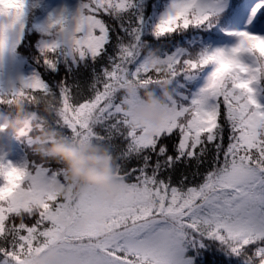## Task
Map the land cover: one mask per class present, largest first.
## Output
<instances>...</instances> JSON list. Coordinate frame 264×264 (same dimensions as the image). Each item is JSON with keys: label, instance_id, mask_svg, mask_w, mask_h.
<instances>
[{"label": "snow or ice", "instance_id": "6c2138e0", "mask_svg": "<svg viewBox=\"0 0 264 264\" xmlns=\"http://www.w3.org/2000/svg\"><path fill=\"white\" fill-rule=\"evenodd\" d=\"M28 8L0 0V109L19 104L73 142L106 146L118 192L51 197L59 164L0 160V264L49 251L53 264H264V104L249 79L264 69V0H79L36 26L32 70L12 78L4 58ZM66 24L75 36L63 44ZM165 76L178 85L165 115L131 125L118 86Z\"/></svg>", "mask_w": 264, "mask_h": 264}, {"label": "clouds", "instance_id": "9594fccd", "mask_svg": "<svg viewBox=\"0 0 264 264\" xmlns=\"http://www.w3.org/2000/svg\"><path fill=\"white\" fill-rule=\"evenodd\" d=\"M61 42L68 44L75 36L71 25L60 30ZM156 67L164 73L168 69L163 64ZM249 79L258 87V81L264 79V69L252 68ZM171 78L162 77L154 88H144L135 79L124 81L118 86L131 101L124 105L129 123L133 126L143 122L156 125L165 115L164 106L173 98ZM159 90V91H157ZM14 112L0 111V160L10 155L11 140L31 139L29 151L40 160H50L61 167L58 173L48 178L46 187L51 197H77L87 189H94L102 200L111 201L118 192V165L110 159L109 149L95 142L80 144L73 142L48 121L17 104ZM28 264H53L54 252L45 255L26 256Z\"/></svg>", "mask_w": 264, "mask_h": 264}, {"label": "trees", "instance_id": "16d2710c", "mask_svg": "<svg viewBox=\"0 0 264 264\" xmlns=\"http://www.w3.org/2000/svg\"><path fill=\"white\" fill-rule=\"evenodd\" d=\"M79 2V0H76ZM35 4V7H33L32 5ZM43 3H39L38 0H29V8H28V15H27V27L25 29V32H24V35H23V38H22V41L20 43V45H18L16 47V52L17 54L19 55L20 58H22L26 63H28L29 65L33 66V60L29 58L28 55H32L35 53V47H36V44L37 42L39 41L40 39V33L39 31H37V28L36 26L38 25H43L44 22L40 20L42 14H44V11H43V8L44 6L42 5ZM64 75V69L61 68V72H60V75L59 76H56V79H60L61 76ZM46 79H48L49 77H45ZM80 79V83H81V86L87 90L88 88V85H89V82H90V73H85V75ZM183 82V81H181ZM194 84V87L192 88V91H195L196 90V86L198 85V82H193ZM172 88H178V85L176 83H173L171 85ZM260 92L262 94V98L264 99V79H262L260 81ZM159 91V90H157ZM29 111H31V109H28ZM0 111H3V112H14L15 109L14 107L12 108H3V109H0ZM224 136H225V139H224V143H225V146L227 145V137H228V130L227 128L225 129V133H224ZM178 139V137L173 134V136L165 141L166 143H169V144H172L174 142H176ZM21 147H20V151L21 153L24 155L25 159L26 158H30L32 155L29 151V145L27 144V141L26 140H21L19 141ZM139 162L135 159L131 160L128 164L129 167H132V166H135L137 165ZM195 168V164L193 163L192 165H184V164H180L177 166V172H176V176L174 177L175 178H178L179 176V173L181 171H184V170H194ZM201 170H203V167L201 168Z\"/></svg>", "mask_w": 264, "mask_h": 264}, {"label": "rangeland", "instance_id": "374dc122", "mask_svg": "<svg viewBox=\"0 0 264 264\" xmlns=\"http://www.w3.org/2000/svg\"><path fill=\"white\" fill-rule=\"evenodd\" d=\"M39 3H43L44 6L40 20L44 22V24L48 21L50 15L54 14L58 9L67 8L70 11H74L78 6L79 2L76 0H38ZM234 43V42H233ZM247 59V58H246ZM31 65L26 63L16 52V48L13 52L6 54L4 58V68L3 71L6 75L16 78L18 76H26L30 74L32 70ZM203 81H199L198 85ZM259 102L264 104V99L262 98V94L260 92ZM21 147L19 141L11 140L9 143L10 155L6 158L7 161L12 162L13 164H19L23 160H25L24 155L19 150Z\"/></svg>", "mask_w": 264, "mask_h": 264}]
</instances>
